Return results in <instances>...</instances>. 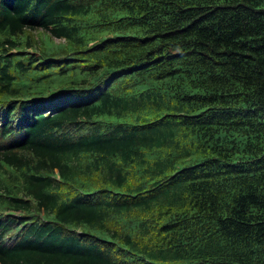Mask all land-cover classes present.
Returning a JSON list of instances; mask_svg holds the SVG:
<instances>
[{
  "label": "trees",
  "instance_id": "obj_1",
  "mask_svg": "<svg viewBox=\"0 0 264 264\" xmlns=\"http://www.w3.org/2000/svg\"><path fill=\"white\" fill-rule=\"evenodd\" d=\"M0 264H264V0H0Z\"/></svg>",
  "mask_w": 264,
  "mask_h": 264
}]
</instances>
